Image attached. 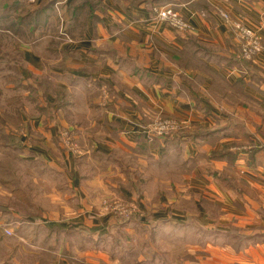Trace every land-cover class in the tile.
<instances>
[{
    "label": "crops",
    "instance_id": "0c3cea01",
    "mask_svg": "<svg viewBox=\"0 0 264 264\" xmlns=\"http://www.w3.org/2000/svg\"><path fill=\"white\" fill-rule=\"evenodd\" d=\"M159 2L189 29L158 20ZM81 12L82 31L70 39L24 44L22 77L41 101L23 108L20 158L42 164L36 173L52 183L36 221L0 205V264H110L106 192L142 209L120 229L152 227L153 238L177 243L184 258L170 252L161 264H264V0H88ZM234 22L261 39L254 62L241 60ZM210 77L226 80L227 92ZM157 113L211 130L149 143L139 123ZM60 128L83 156L61 148ZM90 155L110 166L95 171Z\"/></svg>",
    "mask_w": 264,
    "mask_h": 264
},
{
    "label": "rangeland",
    "instance_id": "374dc122",
    "mask_svg": "<svg viewBox=\"0 0 264 264\" xmlns=\"http://www.w3.org/2000/svg\"><path fill=\"white\" fill-rule=\"evenodd\" d=\"M8 1L11 0H7V4L0 6V187L7 193L0 197V205L16 213L19 217L17 219H30L33 222L39 219L43 212L42 207L37 203L38 196L42 197L45 191L48 193L52 181L50 178L42 180L36 173L42 164L26 162L20 158L21 149L17 138L21 130L23 108L33 104L38 105L41 101L39 92L37 93V90L28 84L27 78L22 77L25 69L22 62L23 48L24 44H36L42 41L51 44L53 39L67 40L75 33H80L84 20L81 10L84 2L88 0H15L14 5L9 8ZM46 55L51 57V53ZM57 96L58 101L68 100L64 90H59ZM99 97L101 105L108 103L107 93L101 91ZM223 101L228 103L227 98ZM163 120L172 121L177 126L172 125L171 130L159 136L153 130V126L155 122ZM139 126L149 143L157 138L169 140L183 133L197 136L211 130L203 126L189 129L176 118L165 117L160 113L144 123H139ZM57 136L61 148L71 158L78 159L83 156L82 143L80 144L70 130L60 128ZM88 157V162L94 169L96 167L105 170L107 166H110L109 163L101 162V159L98 160L94 156ZM101 165L106 166L101 167ZM111 177L109 175V181ZM111 180L117 183L119 176L115 175ZM101 206L108 218L114 220L109 224L108 236L105 239L110 264L113 260V264H135L139 256L143 257L145 262L153 259L161 264L165 262L170 252L176 260L184 258L173 240L159 236L153 238L149 234L152 227L143 229L138 224L133 227L125 226L127 230L119 228V222H128L133 218L139 219L143 215L142 209L131 200L117 193L106 192L102 197ZM130 231L148 237L137 240ZM147 241L150 243L147 244ZM187 241L189 245H193L195 239L189 238ZM186 259L188 262L194 260L190 253L186 255Z\"/></svg>",
    "mask_w": 264,
    "mask_h": 264
},
{
    "label": "built area",
    "instance_id": "2783aa9c",
    "mask_svg": "<svg viewBox=\"0 0 264 264\" xmlns=\"http://www.w3.org/2000/svg\"><path fill=\"white\" fill-rule=\"evenodd\" d=\"M153 13L158 20L166 22L171 27L177 30L186 31L189 29V25L187 24V22L170 5L156 6L153 9ZM222 17L224 19H228V15L225 13L222 14ZM233 28L239 35L241 58L246 61L254 62L256 56L263 50L261 39L254 32V30L247 28L246 26H243L238 22L233 23ZM172 125L176 124L168 120L157 121L153 126V130H155L157 132V135L160 136V134L163 135L164 133H167L169 130H171ZM73 148L70 149L74 151ZM4 231L7 235L12 234V232L8 229H5Z\"/></svg>",
    "mask_w": 264,
    "mask_h": 264
},
{
    "label": "trees",
    "instance_id": "16d2710c",
    "mask_svg": "<svg viewBox=\"0 0 264 264\" xmlns=\"http://www.w3.org/2000/svg\"><path fill=\"white\" fill-rule=\"evenodd\" d=\"M1 1V5L0 6H2V5H5V4H7V0H0ZM14 1L15 0H11L10 2L8 1V8L9 7H12L13 5H14ZM158 5L157 6H162V5H167V4H165V3H161V2H159V3H157ZM171 6V5H170ZM175 10V9H174ZM241 59V58H240ZM241 60H244V59H241ZM204 71H207L209 74H213L214 75V73L213 72H211V71H208L207 69H205L204 68ZM211 78V77H210ZM211 81H212V87H213V84H215V83H217L218 85H219V87L222 89V90H224L225 92H227V90H228V88H229V84L227 83V81L226 80H224L223 78H221V77H214V78H211ZM212 87H211V90H212ZM214 90V89H213ZM221 97H223V98H228V96L226 95V94H219ZM5 183H8V182H5ZM38 218V217H37ZM28 220H30V219H28Z\"/></svg>",
    "mask_w": 264,
    "mask_h": 264
}]
</instances>
